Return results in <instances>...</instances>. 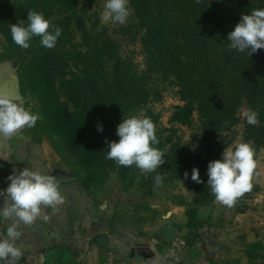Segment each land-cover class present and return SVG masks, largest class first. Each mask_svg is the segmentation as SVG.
<instances>
[{"label": "trees", "instance_id": "obj_1", "mask_svg": "<svg viewBox=\"0 0 264 264\" xmlns=\"http://www.w3.org/2000/svg\"><path fill=\"white\" fill-rule=\"evenodd\" d=\"M98 3L0 0V32L8 51L21 58L22 90L31 88L39 100L42 134L61 160L69 154L87 165L90 181H105L117 171L127 188L139 180L138 189L150 196L160 186L157 174L164 183L199 169L203 183L193 181L195 198L187 207V222L175 224L177 232L188 229L187 245L192 247L210 234L211 224L199 216L200 207L215 203L207 185L209 162L222 158L240 125L243 142L251 141L256 151L264 148V49L250 56L230 49L227 40L242 14L264 9V0H129L136 23L132 41L140 44L142 69L122 54L119 41L102 25L94 11ZM29 10L62 29L54 48L42 46L38 36L26 50L13 42L10 26L26 21ZM167 85L176 89L180 104L173 107V127L155 133L159 143L153 146L165 153L166 162L145 176L135 165L125 168L106 159L108 143L119 141L117 126L141 111L151 113L149 106L162 99ZM244 108L258 114V125L241 116ZM175 125L196 129L192 143L174 136ZM75 181L96 195L85 179ZM252 184L246 196L261 191Z\"/></svg>", "mask_w": 264, "mask_h": 264}, {"label": "crops", "instance_id": "obj_2", "mask_svg": "<svg viewBox=\"0 0 264 264\" xmlns=\"http://www.w3.org/2000/svg\"><path fill=\"white\" fill-rule=\"evenodd\" d=\"M0 155L8 159L0 157V190L8 187L13 169L27 167L55 175L64 197L55 210L42 207L33 225L22 226L18 264H264V218L256 208L233 214L217 201L200 207V218L211 224L209 236L169 254L175 237L187 243L188 229L175 228L187 222V207L162 200L160 194L95 197L74 178H65L51 145L25 129L0 143ZM0 232L6 234V227L0 225Z\"/></svg>", "mask_w": 264, "mask_h": 264}, {"label": "clouds", "instance_id": "obj_3", "mask_svg": "<svg viewBox=\"0 0 264 264\" xmlns=\"http://www.w3.org/2000/svg\"><path fill=\"white\" fill-rule=\"evenodd\" d=\"M199 2V0H197ZM129 0H106L101 13V21L123 24L130 15ZM27 21V26L25 23ZM20 19L17 24H11L10 32L13 42L21 49L30 47L29 41L40 37L42 46L54 48L62 29L45 19L42 13L34 10L27 12V20ZM227 40L229 48L245 52L251 56L264 49V9H254L250 14H242L241 20L231 31ZM21 97H13L8 92L0 90V143L17 136L25 128L35 126L38 114H33L24 106ZM241 116L249 125H258V114L244 108ZM225 125L230 123L224 121ZM98 131H103L98 125ZM155 125L148 117L132 116L123 119L116 128L119 141L108 143L106 159L114 160L118 165L130 168L135 165L142 172H154L166 161L165 153L154 147L159 140ZM107 143V141H106ZM0 157L7 159L6 156ZM256 150L252 142L236 143L234 148H224L222 158L209 162L207 167V185L215 200L228 207L235 206L239 198L253 188L252 179L257 168ZM188 178V173H184ZM192 181L203 183L198 168H193ZM10 181L6 189L0 190L3 206L0 208V225L6 227V234L0 232V264H18L22 249L17 241L22 236V226H31L41 216L42 207H52L64 202L60 182L55 175L42 174L38 170L27 167L22 170L13 169L7 177ZM163 177L155 176L157 186L161 185ZM44 220L48 216L43 217ZM11 223L6 225V222Z\"/></svg>", "mask_w": 264, "mask_h": 264}, {"label": "rangeland", "instance_id": "obj_4", "mask_svg": "<svg viewBox=\"0 0 264 264\" xmlns=\"http://www.w3.org/2000/svg\"><path fill=\"white\" fill-rule=\"evenodd\" d=\"M105 3L106 0H99L97 7L94 8V11H96L99 15L100 21L101 13L104 10ZM101 23L103 26H105L109 33L119 41L122 54L126 57H131L140 69L144 68V56L141 53L140 44L138 42L132 41V38L136 35V23L134 21L131 10L129 17L123 24L113 22L104 23L102 21ZM20 69L21 58L8 51L6 39L0 32V75L2 73L6 74V77L10 79L11 82L17 85L19 95L24 100L23 106L26 109L30 110L33 114H38L41 119L43 116L37 96L33 93L31 88H28L26 92L22 90L20 81ZM178 104H180V101L176 94V89H174L172 86L167 85L164 90L162 99L149 106L150 111L152 112L148 113L145 111H141L137 116L150 118L155 125L156 132H159L163 127H173L170 123V117L173 113V107ZM174 127L176 128V133L174 134L176 138H182L184 142L186 141L192 143L191 135L196 130L195 128H188L182 125H175ZM25 130L26 132H31L33 134V138L38 136L39 140L46 141V143L50 145L39 129L37 122L34 127L25 128ZM242 130V125L238 126L235 129L232 135L234 139L230 147L234 148L236 143L243 142L241 138ZM192 146V152L194 153L196 151V146ZM46 148L49 149V146L46 145ZM254 148L255 150H257L256 147ZM255 158L257 160V168L255 170L252 183L260 185L261 191L258 193H254L251 196H246L244 194L241 198L238 199L234 207L229 208V211L234 214L239 213L238 211L245 210L244 213H246L248 211H253V209L256 208V210L259 211V216L264 218V148L256 151ZM62 160L63 165H58L63 169V176L65 178L71 177L74 179H85L90 184L91 191L96 194L95 197L106 194L107 197L129 195L132 198L143 196L146 199L157 197L160 194L159 197L161 199L162 197L164 198L162 200H167L174 205L185 207L191 205L195 198V193L192 190L194 186V183L191 179L192 171L189 172L187 179L182 177L166 181L159 187H157L152 195L145 196L143 191L139 190L137 187L139 184V180L136 181L134 186L127 188L128 186L126 184H123L119 173L117 171H111L105 181H90L87 178V169H90L87 165L82 167L69 154H67L66 158ZM150 173L151 172H143L139 174L148 176Z\"/></svg>", "mask_w": 264, "mask_h": 264}, {"label": "water", "instance_id": "obj_5", "mask_svg": "<svg viewBox=\"0 0 264 264\" xmlns=\"http://www.w3.org/2000/svg\"><path fill=\"white\" fill-rule=\"evenodd\" d=\"M0 90L8 92L13 97H21L17 90V85L11 82L4 73L0 75Z\"/></svg>", "mask_w": 264, "mask_h": 264}, {"label": "built area", "instance_id": "obj_6", "mask_svg": "<svg viewBox=\"0 0 264 264\" xmlns=\"http://www.w3.org/2000/svg\"><path fill=\"white\" fill-rule=\"evenodd\" d=\"M186 244L187 243L184 237H181V236L175 237L169 245V250H168L169 254H173L181 250L182 248L186 246Z\"/></svg>", "mask_w": 264, "mask_h": 264}]
</instances>
